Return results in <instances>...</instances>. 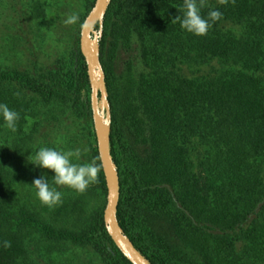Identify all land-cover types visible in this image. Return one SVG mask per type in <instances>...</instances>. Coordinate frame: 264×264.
<instances>
[{"label":"trees","instance_id":"trees-1","mask_svg":"<svg viewBox=\"0 0 264 264\" xmlns=\"http://www.w3.org/2000/svg\"><path fill=\"white\" fill-rule=\"evenodd\" d=\"M93 1H82V20ZM182 7L111 0L103 17L118 222L149 264H264V0H205L201 16L222 18L204 36L171 23ZM66 9L65 0H0V57L22 56L0 61V104L19 114L15 132L0 114V264H131L103 224L86 66L53 25ZM48 44L59 45L52 69L29 47ZM121 53L130 55L118 70ZM56 104L52 119L27 127L34 107ZM76 147L74 163L100 168L84 193L54 185L52 171L28 160L40 148ZM41 176L61 203L37 198Z\"/></svg>","mask_w":264,"mask_h":264},{"label":"water","instance_id":"water-1","mask_svg":"<svg viewBox=\"0 0 264 264\" xmlns=\"http://www.w3.org/2000/svg\"><path fill=\"white\" fill-rule=\"evenodd\" d=\"M111 0H94L85 15L78 33V50L83 57L89 85V109L97 156L105 185V203L102 211L104 227L110 240L131 264H149L124 234L117 218L120 195L119 175L110 153V104L108 101L105 73L100 62L98 48H90L91 34L98 24V39L101 36L103 17ZM97 39V41H98ZM98 45V43H97ZM99 46V45H98Z\"/></svg>","mask_w":264,"mask_h":264},{"label":"clouds","instance_id":"clouds-1","mask_svg":"<svg viewBox=\"0 0 264 264\" xmlns=\"http://www.w3.org/2000/svg\"><path fill=\"white\" fill-rule=\"evenodd\" d=\"M227 2L228 0H220L221 4H227ZM204 6L205 0H199V3L197 0H183L182 15H177L171 20V23H179L182 29L196 36L206 35L212 23L222 18V13L218 10H211L208 13V18L205 19L200 13ZM78 20V15L73 13L67 17L64 23L73 25ZM0 114L3 116L6 127L15 132L19 114L10 110L5 104H0ZM80 155V149L64 152L53 148H40L35 156H30L28 160L43 169L52 171L55 174L52 180L54 185L84 193L90 184L97 182L100 168L95 160L90 163H74L73 160H79ZM32 186L36 189V196L43 205L53 207L62 202L63 193L56 187H50L44 176L34 179ZM4 247H11V243L5 241Z\"/></svg>","mask_w":264,"mask_h":264},{"label":"rangeland","instance_id":"rangeland-1","mask_svg":"<svg viewBox=\"0 0 264 264\" xmlns=\"http://www.w3.org/2000/svg\"><path fill=\"white\" fill-rule=\"evenodd\" d=\"M82 1L83 0H65V4H66V10L67 12H65L64 14H62V19L58 20L56 19V17L54 18V22L53 25L55 24H59L60 27L62 28V33H63V40H65V42L67 43L66 45L72 49L73 45L78 43V33H79V28L82 22L81 16L83 14V6H82ZM73 13L77 14L79 17V20L77 21V23L73 24V25H66L64 23V21L67 19L68 16L72 15ZM102 32V30H101ZM98 30H94L93 33V37L91 39V43L92 45L95 44V48H98L99 51V46L97 45L98 41ZM64 43V41L62 42V44ZM59 46V45H57ZM56 45H43V46H38L36 48V50H34L31 45L29 46L32 50L33 53H37L39 55L38 50H40L42 48L43 52H40L39 58H37V63L38 66H43L47 69H52L53 65L52 62L50 61V57L48 54L51 55V52L54 51V48L57 49ZM94 46V45H93ZM25 54V53H24ZM23 54V59L25 58ZM129 53H121L118 55L115 63H116V68L118 70H121L124 66V61L126 60V58L129 57ZM19 57L22 58L21 53H10V51L8 53L2 54L0 57V61L3 63H8V65L10 63H13L15 60L19 59ZM22 59V60H23ZM34 60V59H33ZM83 94L89 96V90L85 89L83 91ZM34 111H35V116L34 118H30L28 120V125L27 127H29V125L33 122H35L37 119L46 121L48 119H52V115L57 114L59 111L57 104L55 106H48V107H44L42 105H37L36 107H34ZM63 118V117H62ZM61 118V119H62ZM85 119L82 118V126L85 124ZM80 148H82V145H79ZM79 147H76V149H80Z\"/></svg>","mask_w":264,"mask_h":264},{"label":"bare ground","instance_id":"bare-ground-1","mask_svg":"<svg viewBox=\"0 0 264 264\" xmlns=\"http://www.w3.org/2000/svg\"><path fill=\"white\" fill-rule=\"evenodd\" d=\"M90 48H94V46L92 44L89 45Z\"/></svg>","mask_w":264,"mask_h":264}]
</instances>
